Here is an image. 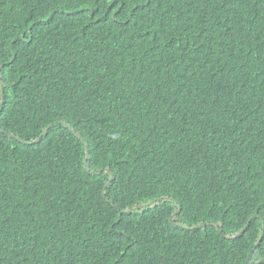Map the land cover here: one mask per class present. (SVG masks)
Returning a JSON list of instances; mask_svg holds the SVG:
<instances>
[{"label": "trees", "instance_id": "trees-1", "mask_svg": "<svg viewBox=\"0 0 264 264\" xmlns=\"http://www.w3.org/2000/svg\"><path fill=\"white\" fill-rule=\"evenodd\" d=\"M5 64L0 264H264V0H0Z\"/></svg>", "mask_w": 264, "mask_h": 264}, {"label": "snow or ice", "instance_id": "snow-or-ice-1", "mask_svg": "<svg viewBox=\"0 0 264 264\" xmlns=\"http://www.w3.org/2000/svg\"><path fill=\"white\" fill-rule=\"evenodd\" d=\"M8 65H0V115L3 114L4 107L7 105L8 102V85H7V76L4 72V68ZM43 135V134H42ZM95 161L91 158V154H89V159L87 161V164L91 165L94 164ZM95 171V169H93ZM113 180H115V177H112ZM111 186L109 185V190ZM118 210V208H117ZM259 218L264 220V210H262L261 214H258ZM214 219V217H213ZM206 223V222H205Z\"/></svg>", "mask_w": 264, "mask_h": 264}]
</instances>
